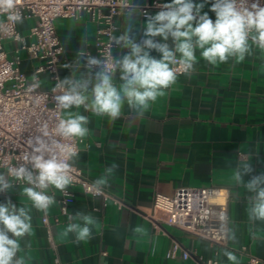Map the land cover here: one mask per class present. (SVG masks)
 Here are the masks:
<instances>
[{"label": "crops", "instance_id": "crops-1", "mask_svg": "<svg viewBox=\"0 0 264 264\" xmlns=\"http://www.w3.org/2000/svg\"><path fill=\"white\" fill-rule=\"evenodd\" d=\"M147 1L151 0H132L135 7L119 16L117 40L127 37L147 50L145 40L150 37L144 35L146 22L162 10L156 8L143 16L139 6ZM209 7L206 4L203 11L214 20ZM33 23L32 19L18 23L23 36L28 35ZM54 24L64 48L59 66L62 84L70 88L63 81L71 79L82 86L79 91H85L86 84V94L90 95L98 83L97 75L105 73L85 65L94 51L95 24L87 13L78 20L59 17ZM151 39L164 42L159 36ZM167 43L174 47L171 37ZM16 45L11 40L4 42L11 58ZM114 52L122 60L131 52V45L120 40ZM150 55L160 57L154 49ZM196 55L198 62L190 74L178 75L177 82L143 114L126 101L115 121L83 107L63 110L65 117L67 112L88 117V133L79 138L78 152L71 163L90 182L134 209L119 208L111 201L104 207L100 197L76 188L70 215L61 214L56 201L44 213L32 207L24 196L23 189L30 186L5 187L0 183V203L10 200L17 208L27 207L31 216L32 234L20 238L22 252L17 253V258L23 255L25 264H57L56 256L59 264H199L197 258L217 256L219 264H231L223 254L227 250L235 253L237 264H246L249 254L258 256L264 264V221L249 219L248 209L256 193L247 188L254 178L264 177V53L252 45L244 61L237 63L235 57H230L216 66L199 58V51ZM20 57V69L31 81L40 61L30 58L26 51H20ZM120 75L118 68L112 76L118 88L123 83ZM38 82L44 90L52 88L47 73L39 74ZM0 175L6 179L4 170L0 169ZM182 186H214L224 191L228 205L225 246L142 215L152 213L156 194L172 196ZM77 213L95 221L87 242L75 243L74 233L63 237L67 224H83L73 219ZM45 214L51 221L54 245L42 221ZM175 240L193 256L184 259L180 253L169 257L168 250Z\"/></svg>", "mask_w": 264, "mask_h": 264}, {"label": "clouds", "instance_id": "clouds-1", "mask_svg": "<svg viewBox=\"0 0 264 264\" xmlns=\"http://www.w3.org/2000/svg\"><path fill=\"white\" fill-rule=\"evenodd\" d=\"M19 3L20 0H0V16H6L11 24L22 23ZM206 4H210L209 11L215 14L214 20L208 12L203 11ZM145 27L144 35L150 37L145 40L147 50L127 37H121L125 45H131V52L122 60H117L108 73L97 75L98 83L93 86L90 95L86 94V84L83 85L85 91H79L82 87L79 83L71 79L63 81L71 87L63 95L55 97L57 106L65 111L74 106L77 109L83 107L98 117L106 115L115 121L126 101L129 107L143 114L151 103L164 96L165 91L177 82L178 75L190 74L193 65L198 62L197 51L199 58L213 66L224 64L230 57H235L237 63L244 61L245 53L250 52L252 45L264 53V6L259 0H254L250 6L238 4L237 0H203L200 3L171 0L147 20ZM157 36L164 42L151 39ZM169 37L174 47L167 43ZM153 49L160 53L159 58L150 55ZM89 63L97 64L98 61L91 59ZM116 66H119L123 81L119 88L112 82ZM30 87L34 89L39 84L34 83ZM87 123L88 117L78 112H67L66 118L57 123L56 132L68 140L83 138L88 133L85 127ZM46 135L44 132L30 141L31 169L21 164L10 170V175L15 179L31 185L23 189V194L32 207L44 213L54 203V197L44 190L51 186L63 191L72 179L69 175L70 165L58 158L49 147ZM236 178L239 179V176ZM0 183L8 187L2 175ZM261 183H264V177L254 178L247 185L250 191L256 193L248 209L250 220L264 221V187H260ZM73 219L82 220L83 224H67L63 237L74 233L75 243L87 242L95 221L91 216L80 213ZM25 234H32L29 209L17 208L10 200L0 203V264H25L23 255L17 258V253L22 252L20 238ZM223 254L231 264H237L234 252L225 250Z\"/></svg>", "mask_w": 264, "mask_h": 264}, {"label": "built area", "instance_id": "built-area-1", "mask_svg": "<svg viewBox=\"0 0 264 264\" xmlns=\"http://www.w3.org/2000/svg\"><path fill=\"white\" fill-rule=\"evenodd\" d=\"M238 4L250 6L254 0H237ZM264 6V0H259ZM163 2L147 1L139 6L143 16H149L151 11L162 8ZM22 13V20H34L29 27L27 36H23L18 29V23L11 24L6 16H0V169L6 172L7 184L27 185L10 175L13 167L24 164L29 169L32 147L30 141L44 132L49 147L66 160L70 165L69 175L71 183L63 190L51 186L44 190L54 197L59 211L63 215H70L69 207L75 200V190L79 188L85 194L100 197L105 207L109 201L119 208L128 206L122 199L102 186L93 184L83 174V171L71 163V158L78 152L79 138L64 139L56 132V125L60 119L66 118L63 110L57 106L55 97L63 95L69 88L62 84L59 74L61 56L64 52L60 37L56 31V18L80 19L87 13L96 26L93 55L85 65L94 71L108 73L116 61L120 60L115 54L117 47L116 32L120 28L119 16L131 11L135 4L132 0H20L18 5ZM17 42L11 58L4 47V42ZM20 51H26L32 59L40 61L34 70L33 79L20 69ZM90 55V52H87ZM95 59L97 64H90ZM119 66L115 67V70ZM47 73L52 88L44 90L40 86L31 88L32 84H39V74ZM74 153V154H72ZM39 190V189H37ZM58 192V196L55 193ZM218 197L219 201H212ZM147 219L163 222L192 235L203 238L212 244L225 246L228 241V205L223 190L210 187L182 186L174 195L156 194L152 213L142 214ZM58 221V218L55 219ZM42 221L46 227L50 243L52 240L51 221L48 215H43ZM246 247L243 246L242 250ZM182 258L193 256L192 251L183 248L178 241H173L168 256ZM199 264H219L217 256L203 260L196 259ZM55 262L59 264L58 256ZM246 264H263V261L253 254H249Z\"/></svg>", "mask_w": 264, "mask_h": 264}, {"label": "bare ground", "instance_id": "bare-ground-1", "mask_svg": "<svg viewBox=\"0 0 264 264\" xmlns=\"http://www.w3.org/2000/svg\"><path fill=\"white\" fill-rule=\"evenodd\" d=\"M216 200H219V198H218V197H213V198H212V201L215 202Z\"/></svg>", "mask_w": 264, "mask_h": 264}, {"label": "rangeland", "instance_id": "rangeland-1", "mask_svg": "<svg viewBox=\"0 0 264 264\" xmlns=\"http://www.w3.org/2000/svg\"><path fill=\"white\" fill-rule=\"evenodd\" d=\"M216 201H219V200H216Z\"/></svg>", "mask_w": 264, "mask_h": 264}]
</instances>
